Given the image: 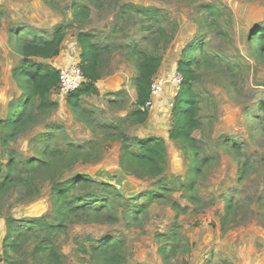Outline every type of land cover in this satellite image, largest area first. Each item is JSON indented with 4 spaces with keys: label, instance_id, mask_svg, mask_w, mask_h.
<instances>
[{
    "label": "rangeland",
    "instance_id": "1",
    "mask_svg": "<svg viewBox=\"0 0 264 264\" xmlns=\"http://www.w3.org/2000/svg\"><path fill=\"white\" fill-rule=\"evenodd\" d=\"M74 5L89 7L90 15L67 28L64 49L78 58L72 48L81 32L110 47L99 82L103 94L82 98L80 109L87 112L82 120L77 103L71 106L69 94L58 88L51 95L57 107L36 109L27 129L12 137L2 124L10 105L24 95L14 77L21 60L17 36L11 39L10 32L23 27L50 37L59 25L73 22ZM130 5L155 9L161 25H144L125 7ZM0 13V183L9 176L15 180L0 199V264L7 259V221L15 230L31 218L54 223L51 179L77 176L93 182L72 193L68 229L55 237L63 264H93L92 246L108 239L120 243L124 264H264V51L260 55L254 40L258 34L264 38V0H0ZM134 46L163 60L154 79L163 90L146 108L149 118L142 124L129 120L138 109ZM195 46L193 150L170 139V131L183 81L180 64ZM113 80L126 89L109 88ZM148 138L166 142L165 173L155 179L138 178L122 163L125 145L136 151L137 140ZM195 157L203 168L188 192L182 184L196 167ZM107 186L112 188L106 192ZM78 196H93L86 202L94 207L78 210L73 202ZM145 204L148 210L135 214ZM40 242L29 237L10 252L11 259L49 264L38 251Z\"/></svg>",
    "mask_w": 264,
    "mask_h": 264
},
{
    "label": "trees",
    "instance_id": "2",
    "mask_svg": "<svg viewBox=\"0 0 264 264\" xmlns=\"http://www.w3.org/2000/svg\"><path fill=\"white\" fill-rule=\"evenodd\" d=\"M125 7L141 16L144 25H147V23H151L153 26L161 25L160 14L155 9L139 8L133 5ZM69 11L73 13V22L68 26L59 25L50 37H42L36 33H25L26 28L23 27H17L10 32L11 39L17 36L15 45L21 60L15 69L14 77L24 95L21 101L10 105L8 118L2 124L4 132L12 137L23 133L27 129L31 123V116L36 109L48 111L57 107V103L52 100L51 95L54 90L59 88L60 72L45 61L55 59L60 55L67 28L76 23H81L90 15V8L86 6L74 5ZM210 11L216 12L215 9ZM258 35L255 36L254 40H258L259 53L262 55L264 38H260ZM78 43L82 50L79 66L82 69L85 81L80 88L68 95V102L71 106L75 102L77 103V113L82 120H85L87 112L80 109V102L85 96H100L96 83L102 79V65L105 56L110 53V47L94 43L92 36L86 32L78 34ZM130 49L132 55L137 57L138 75L135 79V90L138 109L131 112L129 120L133 123L142 124L149 118L146 106L151 100L154 79L162 66L163 60L137 46ZM198 51V46L190 48L186 60L180 64L183 81L173 110L174 125L170 131V139L186 143L193 150H196L197 147L192 134L198 127V106L197 95L193 87L192 67L196 62L195 57ZM260 110L264 119V102L260 104ZM123 139L125 141L126 138ZM136 146V151H133L129 145L124 146L122 158L124 170L141 179H155L162 176L165 173L167 163L165 140L161 138L138 139ZM197 158L194 159L195 169L188 174L190 176L189 180L182 184L188 192L194 190L197 178L202 172V164L195 162ZM36 163V160L29 162L30 172L35 171ZM51 180L55 206L57 207L55 222L50 224L44 218H31L24 223L25 226L15 230L12 221L8 220V235L4 244L7 256L6 264H16L11 259L10 252L16 251L19 244L25 242L31 236L39 237L41 240L38 251L46 255L49 264H63V258L59 253L55 237L57 234L66 233L68 229V219L71 214L68 209L72 205V202H70L72 193L88 187L93 181L86 176H77L65 182L53 181V178ZM14 181L9 176L0 183V199L12 188ZM106 188H108L105 190L107 192L112 187L107 186ZM161 189L166 190L164 187ZM92 197L78 196L74 198L73 202L77 204L76 208L78 210H91L94 204L86 202V199ZM148 198L147 201H150L151 197L148 196ZM90 200L92 201V199ZM148 207L146 204L137 206L135 214L147 211ZM90 257L93 264H124L125 262L122 247L115 239L97 242L91 248Z\"/></svg>",
    "mask_w": 264,
    "mask_h": 264
},
{
    "label": "built area",
    "instance_id": "3",
    "mask_svg": "<svg viewBox=\"0 0 264 264\" xmlns=\"http://www.w3.org/2000/svg\"><path fill=\"white\" fill-rule=\"evenodd\" d=\"M59 72V89L66 94L75 92L78 88L81 87V85L85 81L84 74L79 64H74L66 69L60 70ZM162 90V84L159 82H154L152 88V97L151 100L147 103L146 108H150L153 106L154 98L161 94Z\"/></svg>",
    "mask_w": 264,
    "mask_h": 264
},
{
    "label": "crops",
    "instance_id": "4",
    "mask_svg": "<svg viewBox=\"0 0 264 264\" xmlns=\"http://www.w3.org/2000/svg\"><path fill=\"white\" fill-rule=\"evenodd\" d=\"M65 42H66V37L62 43V46H61V52H60V55L58 57H56L55 59H52L54 60V62H50V64L56 68L58 71L62 70V69H66L74 64H79L80 63V56H81V51L80 48H78L79 46V43H78V40H76V43H75V47H73L72 49L73 50H76L77 52V55L79 54L80 56L77 58V57H74L71 53H69V49L66 50L64 49V45H65ZM99 82L98 81L96 83V86L100 92V94H103V91H102V88L99 86ZM109 88L115 90V91H121L122 89H126V84L124 82H120V81H117V80H113V81H110L109 84L107 85ZM58 90V89H57ZM57 90H54L52 92L55 93L57 92ZM64 96L63 95H60L58 99H62ZM88 97H96V95H92V96H85L83 97V99H87ZM134 98L137 99V93L136 95L134 96ZM55 101H58L57 99H55ZM137 101V100H136ZM3 231V229H2Z\"/></svg>",
    "mask_w": 264,
    "mask_h": 264
}]
</instances>
